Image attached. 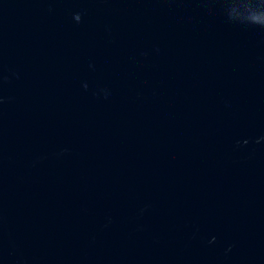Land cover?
I'll list each match as a JSON object with an SVG mask.
<instances>
[{
    "label": "water",
    "instance_id": "water-1",
    "mask_svg": "<svg viewBox=\"0 0 264 264\" xmlns=\"http://www.w3.org/2000/svg\"><path fill=\"white\" fill-rule=\"evenodd\" d=\"M0 264H264V0H0Z\"/></svg>",
    "mask_w": 264,
    "mask_h": 264
}]
</instances>
